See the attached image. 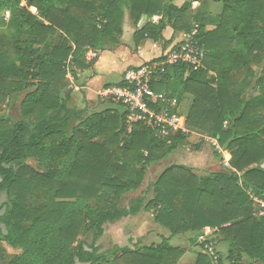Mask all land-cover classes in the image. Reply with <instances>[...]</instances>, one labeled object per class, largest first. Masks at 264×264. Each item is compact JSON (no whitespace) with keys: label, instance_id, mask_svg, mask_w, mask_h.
Here are the masks:
<instances>
[{"label":"trees","instance_id":"1","mask_svg":"<svg viewBox=\"0 0 264 264\" xmlns=\"http://www.w3.org/2000/svg\"><path fill=\"white\" fill-rule=\"evenodd\" d=\"M174 1L0 0V106L24 97L22 120L0 117V198L8 197L0 208V264H183L189 250L170 239L190 232L202 250L195 264H264V215L256 201L264 200V0H211L223 4L219 15L193 10L194 2L209 0L182 7ZM126 11L135 27L150 20L136 29L137 42H158L167 27L199 29L203 68H170L153 88L178 100L177 114L191 96L187 128L218 140L231 160L208 177L172 165L152 185L153 199L123 207L147 168L190 138L158 140L143 123L128 133L121 102L122 110L113 105L87 117L69 106V74L78 79L97 64L86 61L89 48L119 45ZM141 212H152L170 237L102 251L105 226ZM208 228L212 240L229 245L226 257L215 260L205 250L209 241L199 244Z\"/></svg>","mask_w":264,"mask_h":264},{"label":"rangeland","instance_id":"2","mask_svg":"<svg viewBox=\"0 0 264 264\" xmlns=\"http://www.w3.org/2000/svg\"><path fill=\"white\" fill-rule=\"evenodd\" d=\"M184 1V0H182ZM177 0L174 1V3ZM208 3V1L206 2ZM178 6V5H177ZM181 4H179V7ZM209 10L213 13L217 14L220 13L223 9L222 3L213 2L208 6ZM197 11V10H196ZM195 11V13H196ZM203 11L202 9L199 10ZM158 18V17H155ZM148 19V18H143ZM142 19V20H143ZM141 20V21H142ZM123 33L121 36H117V39L121 42L123 34L125 33H132L134 34V25L130 18L129 12L126 11V15L123 21ZM187 33L179 32L176 35L180 38L179 41L182 40L183 35ZM131 41L132 36L126 34L124 35L125 41ZM148 40V39H147ZM134 42V40H133ZM58 43V39L52 41V45L55 46ZM126 43V42H124ZM121 43H119L116 48L115 46H106L103 49H100V60H103V64L101 66L96 65L87 71L80 72L78 74V79L73 78L71 74L68 76L69 87L67 89V94H71V99L69 102V106L76 111H83L85 113V117L98 112L99 110H103L107 107L118 108L122 110L123 108L118 105V101L114 100V97H104L102 96L106 90H114L118 87V85L124 79V75L120 72L121 65L127 59L131 58L130 50L126 48V46L121 47ZM119 48V49H118ZM160 49V48H159ZM164 51L167 48L163 49ZM158 50H154L153 53L148 54L145 58L146 60H151L157 58L159 56ZM161 55V54H160ZM99 60V59H98ZM97 60V61H98ZM144 62V61H143ZM141 62L135 63L136 65L140 64ZM94 72L96 76L94 77ZM121 81L120 83H118ZM101 82H107L110 85L102 84L100 86H95L100 84ZM118 83V84H116ZM249 96L252 94L257 96L259 94L258 90H250L247 93ZM23 95H19L16 97L15 100L11 101L10 104H3L0 106V117L6 116L13 121L22 120V113H21V102L23 100ZM111 98V99H110ZM192 103V97L186 96L182 105L179 109V113L187 117V113L190 109ZM187 119V118H186ZM190 138H189V145L180 148L171 156L166 158L164 161H161L159 164L150 166L147 168V175L145 181L141 188L133 192L131 194L125 195L122 204L124 206H128L129 203L139 197H146L147 201H150L155 196L154 188L152 185L159 179L161 174L173 164H187L188 166H195L197 169H202L200 172H203L205 175H201L202 177H208L210 172H213L216 169H213V163H217V165H224L225 161L230 159L228 154H225L224 151L222 153V157H216V152H219L214 144L213 138H210L206 135L192 133L190 130ZM229 153V152H228ZM230 154V153H229ZM193 160L194 162L188 163L187 161ZM186 162V163H185ZM209 171V172H208ZM215 172V171H214ZM8 201L7 194H3L0 198V208ZM3 214V211H0V216ZM147 215V217H146ZM0 230L5 231V228L2 224H0ZM214 233L215 231L212 229L205 230V233L209 232ZM171 233L168 230L163 229L162 227L158 226L154 222L153 213L150 212L149 214L141 213L137 215L135 218H130L128 221L120 222L117 225H106V232L105 235L101 238L98 242L99 245L102 246L104 252H111L118 248L129 247L134 249L135 245L141 246L140 243H144L145 245L149 244H156L161 243L164 239L169 238ZM197 237V233L190 232L185 235H177L170 239V244L172 246L178 247L182 250L188 251L187 257H185V261L183 264H195L196 257L202 250L196 245H192V239ZM88 243L92 242L93 236L91 234H85L83 237ZM214 239L216 236L214 235ZM216 242V241H215ZM216 256L219 258L226 257L230 251L229 245L225 243H217L216 242ZM10 253H13L11 249H9ZM10 257H7V262L10 261ZM194 262V263H193ZM80 264V263H79ZM243 264H251L248 260H244Z\"/></svg>","mask_w":264,"mask_h":264},{"label":"built area","instance_id":"3","mask_svg":"<svg viewBox=\"0 0 264 264\" xmlns=\"http://www.w3.org/2000/svg\"><path fill=\"white\" fill-rule=\"evenodd\" d=\"M155 18L153 19V21ZM8 21V16L5 17ZM199 29L183 35L181 41L175 43L160 57L144 62L139 66L128 68L124 73L123 86L114 90H106L102 96L114 97L121 102L129 112L127 116V131L131 133L136 123H143L151 130L158 140H166L175 134H189L186 117L177 114L178 100L153 88L159 84L174 67H186L190 71H199L204 66L206 50L198 40ZM100 58V51L89 48L86 61L91 63ZM216 149L223 153L218 140H214ZM230 161L224 165L230 168ZM261 206L260 216L264 215V200H256ZM212 232L204 233L199 238V244L207 241L206 251L217 260L216 243L212 240Z\"/></svg>","mask_w":264,"mask_h":264},{"label":"crops","instance_id":"4","mask_svg":"<svg viewBox=\"0 0 264 264\" xmlns=\"http://www.w3.org/2000/svg\"><path fill=\"white\" fill-rule=\"evenodd\" d=\"M187 0H184V1H182V0H177V2H175V5L177 6L178 5V7H179V4H181V6L180 7H182L184 4H185V2H186ZM213 3V1H211V0H209L208 1V3H205V4H203V3H201V2H194V5H193V10L194 11H196V12H198L199 10H203V11H207V12H209V13H212V14H214V15H219V14H221L222 13V11H223V9H222V11L220 12V13H217V14H215V13H213L211 10H209V8H208V6L210 5V4H212ZM160 20V18L158 17V18H155V20H154V22L155 23H158V21ZM150 20L149 19H143L139 24H138V26L137 27H135L134 26V34H133V32L132 33H126V31H125V33L123 34V37H122V40H121V47H124V46H126V48H128L129 50H130V54H131V58L130 59H127V60H125L124 62H123V65H121L122 67H121V71L123 70V72H120V73H122L123 75H124V73H125V71L128 69V68H130V67H134V66H139V65H141V64H143L144 62H146V61H149V60H146L145 58L148 56V54H150V53H153L154 52V50H158V51H160L159 52V56L158 57H160L165 51L163 50V49H165V48H167V50L169 49V48H171V46H173L175 43H177V42H179V40H180V38H178L179 36H177L176 34V32L172 29V28H170V27H167L166 29H165V31L163 32V39L162 40H160V41H158V42H154V41H151V40H143V41H141V42H137L136 41V38H135V32H136V29L138 30V29H141L145 24H147V22H149ZM128 35V37L129 36H132V40L130 41L129 40V38H128V41H125L124 40V35ZM183 38V37H182ZM133 40H134V42H133ZM124 42H126V43H124ZM160 48V49H159ZM119 49V48H118ZM161 54V55H160ZM144 61V62H143ZM137 62H141L140 64H138V65H136L135 63H137ZM104 62H103V60L101 59L100 60V58H99V60H98V62H97V64H96V67L95 68H97L98 66H101L100 64H103ZM96 76V74H95V72H94V77ZM121 81H119L118 83H120ZM122 82H123V80H122ZM122 82L120 83V84H122ZM118 83H116V84H118ZM102 84H107V85H110L109 83H107V82H101L100 84H97V85H95V86H100V85H102ZM119 86V85H118ZM224 152V151H223ZM225 154H228L229 156H230V159L228 160V161H230L231 160V155L228 153V152H224ZM188 163H191V162H194L193 160H190V161H187ZM186 163V162H185ZM173 165H175V164H173ZM178 165H183V164H180L179 162H178ZM185 166H187V167H189V168H192V169H194L197 173H198V175H205V174H203V172H200L202 169H197L195 166H188L187 164H184ZM213 166H214V168L213 169H216V170H214L215 172H219V171H222L224 168H223V165L221 164V165H217V163H213ZM225 166V165H224ZM210 172V173H215V172ZM209 172V171H208ZM131 194V193H130ZM128 195V194H127ZM136 199H138L137 197H136ZM134 200H135V198H134ZM133 201V200H132ZM130 204V203H129ZM122 206L123 207H128V206H124L123 204H122ZM141 213H144V212H141ZM140 213V214H141ZM146 214V213H145ZM146 217H147V215H146ZM131 218H135V217H131ZM130 218H128V219H126V220H123V221H128ZM123 221H121V222H123ZM120 222H118V223H116V224H107V225H117V224H119ZM5 228V227H4ZM208 230V229H207ZM2 231V230H1ZM105 232H106V226H105Z\"/></svg>","mask_w":264,"mask_h":264}]
</instances>
